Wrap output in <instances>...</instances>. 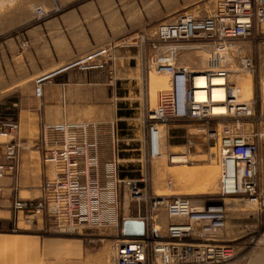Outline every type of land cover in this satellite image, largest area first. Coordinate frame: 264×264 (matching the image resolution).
<instances>
[{"label": "built area", "instance_id": "obj_1", "mask_svg": "<svg viewBox=\"0 0 264 264\" xmlns=\"http://www.w3.org/2000/svg\"><path fill=\"white\" fill-rule=\"evenodd\" d=\"M257 22L264 24V0H217L212 14L200 17L184 13L175 21L161 24L156 30L158 43L152 45L159 55L156 71L168 75L173 96L148 113V156L154 159L163 155L161 124L205 117L217 120L221 126L220 130H210V134L217 137V156L221 165L219 190L217 196L209 201L215 203H207V200L196 202L188 197L150 198L152 209L164 207L171 216L187 219L186 222L170 224L166 240L153 241L154 251L160 258L176 256L184 262L228 260L234 255L233 247L203 236H215L216 231L224 226L231 205L237 201L254 205L264 214V78L259 82L257 98L252 94L250 99L243 100V93H236L235 84L230 82L227 68L220 65L210 68L206 79L212 81L214 74L224 77L228 82L223 85L225 92L231 94L229 101L220 103L227 111L215 113L208 101L213 97L212 91L199 88L205 92L206 101L196 99V73L187 66L174 63L173 53L177 46L169 44L194 40L203 41L199 43L203 45L206 41L215 48L211 54L213 58L219 55L217 49L227 50L235 39L247 37ZM109 58V49L99 48L63 69L103 68ZM241 68L253 69L252 60L243 59ZM51 75L35 79L38 96ZM106 125L98 121L45 125L41 150L42 161L49 174L43 183V196L36 201L18 198L13 202V208L17 213L46 216L65 231L81 227L121 226L123 238L116 248L117 264H145L147 240H150L145 237L149 228L146 225V233L141 237H127L123 234L122 225L130 217L121 220L119 213L121 192L129 193L135 200L142 199L143 179L119 177L116 157L102 163V136L108 134ZM18 131V122H0V133L11 136V139L0 142L3 158L0 161V179L18 173L21 149L16 139ZM170 160L175 162L174 157ZM197 233L200 240H188Z\"/></svg>", "mask_w": 264, "mask_h": 264}, {"label": "crops", "instance_id": "obj_2", "mask_svg": "<svg viewBox=\"0 0 264 264\" xmlns=\"http://www.w3.org/2000/svg\"><path fill=\"white\" fill-rule=\"evenodd\" d=\"M112 22L126 24L127 19H122L121 15L114 19L106 15L49 18L25 16L13 19L8 27H0V122H18L16 139L21 146L17 175H7L0 179V264L116 263L109 229L91 231L92 236L100 241L91 245L81 235L46 234L47 222L44 216L31 215L30 212L17 213L13 208V202L18 198L36 201L43 196V183L49 169L42 161L41 142L47 124L78 121L105 123L108 134L102 136V163L115 157L119 163L134 160L136 155L132 152L138 150L135 147L139 145L134 142L136 134L129 130L128 120L140 119L143 112H132L129 107L134 104L135 108L139 106L141 109L138 99L129 102L128 51L116 49L115 62L111 68L87 71L63 69L66 63L83 50L76 47L73 40L65 38L63 24H95L93 31H90L96 40L95 43L91 42L93 47L111 43L121 37V29H116L113 35L103 26ZM73 30L79 29L73 27ZM208 61V57L200 56L196 64L201 68L197 70L210 68ZM111 72L114 76H110ZM51 73L42 94L38 96L35 79ZM234 76L239 81L240 76ZM241 82L235 85L249 99V92ZM161 92L164 97L173 96L166 89ZM177 127L181 130H175L176 126L170 127L172 143L182 144V139H187V133L191 134L192 129L187 126ZM9 139L11 136L0 133V140ZM160 141L164 152V133L161 128ZM2 159L0 155V161ZM137 161L140 162V159ZM135 164L134 172L128 169L129 164H123L122 169L118 170L119 177L139 178L143 165ZM219 184L220 178L218 190ZM129 217L141 219L137 214ZM186 221V218L171 216L167 210L156 215V223L165 232H168L170 224ZM15 226L23 233H13Z\"/></svg>", "mask_w": 264, "mask_h": 264}, {"label": "rangeland", "instance_id": "obj_3", "mask_svg": "<svg viewBox=\"0 0 264 264\" xmlns=\"http://www.w3.org/2000/svg\"><path fill=\"white\" fill-rule=\"evenodd\" d=\"M217 0H0V27H8L13 19H20L25 16L37 18L89 15V16H122L127 19L126 24H116L114 22L105 24L111 34H116L117 29L122 30L120 38L111 43L91 47V42H96L92 38L91 32L95 24H63L65 38L73 40L76 47L83 48L82 52L72 58L67 64L86 56L96 49L108 48L110 58L105 67L98 69L111 68L115 62V50L118 48L128 51V94L129 102L135 99L141 104L135 108L131 106L132 112H143L140 119H129V130L136 134L134 160L129 162H118V170L122 165L129 164L128 169L136 170L135 163H142V173L139 178L143 179L141 184L143 196L141 200H135L129 193L121 192L119 213L120 218L137 214L145 222L149 230L145 238L147 240L145 264H264V214L260 213L254 205L245 204L237 201L231 205L225 217L224 226L217 230L213 238L209 235L204 238L213 239L217 243L227 244L233 247L234 255L232 258L223 261L208 262H184L176 256L160 258L159 253L154 251V240H166L167 233L156 223V215L167 210L164 207L152 209L150 205L151 197H188L192 200L203 201L213 199L217 196L218 181L221 176V165L218 161L217 137L210 134V130H220L218 121L209 118L173 120L166 124H161L164 133V152L163 156L150 158L146 146V130L148 113L158 106L164 105L172 96H162V89L172 92L169 88V77L165 73L156 71L158 56L157 51L152 47L153 43H158L156 30L166 22L175 21L184 13H191L197 16L212 14L216 8ZM95 5L97 7H95ZM42 9V13H39ZM73 27H78L73 30ZM85 29V30H84ZM86 32L85 33V31ZM91 31V32H90ZM75 32V33H73ZM99 42V41H98ZM183 41L171 42L177 46L173 53L174 63L179 66H187L190 69H200L196 60L204 55L211 58L215 48L205 41ZM225 54L220 66L227 68L229 79L232 84L245 82L247 94L254 98L258 96V86L264 78V24L254 23L251 33L244 38L235 39ZM252 60L253 69L242 70L241 62L243 59ZM208 61L209 64L212 63ZM83 70L80 68H75ZM89 69V70H98ZM206 69V68H204ZM209 70V68H208ZM236 70V71H233ZM85 71V70H83ZM87 71V70H86ZM239 75V81L234 75ZM110 76H114L113 72ZM112 78V77H111ZM232 78V79H231ZM159 85V86H157ZM159 89V91H158ZM159 93V94H158ZM168 97V98H166ZM249 97V96H248ZM245 94L241 99H248ZM249 98V99H250ZM256 111H259L256 105ZM176 126L175 130H181L177 126H187L191 128V134L187 133L182 140V144H173L170 127ZM190 126V127H189ZM264 126V125H263ZM7 140H0V142ZM192 141V142H191ZM175 155L188 156L187 161L171 162L170 158ZM140 159V162L137 161ZM132 178V177H129ZM213 184L212 188L211 185ZM204 185V186H203ZM202 186V187H201ZM46 234L51 235H81L85 237L91 245L100 241L92 236L91 231L109 229L111 232L112 250L115 252L117 245L123 235L121 226L114 228H90L81 227L73 233L58 227L57 223L48 219L46 216ZM16 219H18L16 217ZM179 223V222H177ZM169 227V226H168ZM147 228V229H148ZM168 231V228H167ZM15 234L23 233L17 226L13 227ZM69 233V234H68ZM189 241L200 240L199 234H195ZM117 264V262L115 263Z\"/></svg>", "mask_w": 264, "mask_h": 264}, {"label": "bare ground", "instance_id": "obj_4", "mask_svg": "<svg viewBox=\"0 0 264 264\" xmlns=\"http://www.w3.org/2000/svg\"><path fill=\"white\" fill-rule=\"evenodd\" d=\"M219 55H215L213 56L212 59H210L212 66L210 68H212L213 66H218L220 65L224 60H226L224 57H227V55L225 54L226 49L221 48V49H217ZM209 68V69H210ZM193 71L196 73L195 75V87L196 89V99H198L199 101H206V95L205 92L203 91V89H199V88H208L209 90L212 91V99H208V101L211 103V108L213 109V111L215 113H224L227 110L225 109L226 107L220 103H223L224 101H229V99L231 98V94H229L228 92H225L224 86L228 84L227 80L224 79V77L219 76L218 74H214L212 81H209L206 79V72L208 71V69L201 71V70H194ZM236 71V70H233ZM232 79V78H231ZM243 86H245V82H241ZM236 93L239 91V89L236 87ZM238 93H241L240 91ZM252 94H253V89H252ZM188 156H180V155H175L174 156V161L176 162H181L184 161L186 162Z\"/></svg>", "mask_w": 264, "mask_h": 264}, {"label": "water", "instance_id": "obj_5", "mask_svg": "<svg viewBox=\"0 0 264 264\" xmlns=\"http://www.w3.org/2000/svg\"><path fill=\"white\" fill-rule=\"evenodd\" d=\"M123 234L127 237H141L146 233V222L140 219H126L123 221Z\"/></svg>", "mask_w": 264, "mask_h": 264}]
</instances>
